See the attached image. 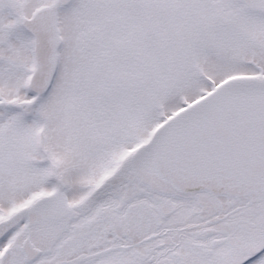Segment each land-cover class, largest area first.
<instances>
[{
  "label": "snow or ice",
  "instance_id": "snow-or-ice-1",
  "mask_svg": "<svg viewBox=\"0 0 264 264\" xmlns=\"http://www.w3.org/2000/svg\"><path fill=\"white\" fill-rule=\"evenodd\" d=\"M0 264H264V0H0Z\"/></svg>",
  "mask_w": 264,
  "mask_h": 264
}]
</instances>
